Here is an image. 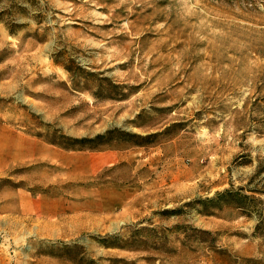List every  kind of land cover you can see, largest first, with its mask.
<instances>
[{
	"label": "rangeland",
	"instance_id": "rangeland-1",
	"mask_svg": "<svg viewBox=\"0 0 264 264\" xmlns=\"http://www.w3.org/2000/svg\"><path fill=\"white\" fill-rule=\"evenodd\" d=\"M0 264H264V0H0Z\"/></svg>",
	"mask_w": 264,
	"mask_h": 264
},
{
	"label": "trees",
	"instance_id": "trees-1",
	"mask_svg": "<svg viewBox=\"0 0 264 264\" xmlns=\"http://www.w3.org/2000/svg\"><path fill=\"white\" fill-rule=\"evenodd\" d=\"M8 27H9V28H8ZM12 27H15V26H12ZM12 27H11V26H7V29H9L8 32H9V34H11V35L14 34V32H13V28H12ZM259 224L262 225V223H259ZM255 229H256L257 231L260 230V229H261V228H260V225H256Z\"/></svg>",
	"mask_w": 264,
	"mask_h": 264
}]
</instances>
